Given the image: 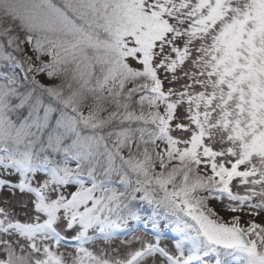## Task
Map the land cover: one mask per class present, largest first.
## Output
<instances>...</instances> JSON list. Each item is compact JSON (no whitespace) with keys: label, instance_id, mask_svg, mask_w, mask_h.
<instances>
[{"label":"snow or ice","instance_id":"6c2138e0","mask_svg":"<svg viewBox=\"0 0 264 264\" xmlns=\"http://www.w3.org/2000/svg\"><path fill=\"white\" fill-rule=\"evenodd\" d=\"M0 264H264V0H0Z\"/></svg>","mask_w":264,"mask_h":264}]
</instances>
